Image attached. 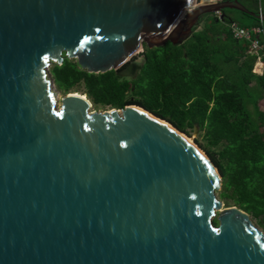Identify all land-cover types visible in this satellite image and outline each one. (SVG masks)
<instances>
[{
  "label": "water",
  "instance_id": "1",
  "mask_svg": "<svg viewBox=\"0 0 264 264\" xmlns=\"http://www.w3.org/2000/svg\"><path fill=\"white\" fill-rule=\"evenodd\" d=\"M224 8L264 22L240 3L0 0V264H264V230L225 208L200 147L139 106L58 108L47 72L66 57L135 78L144 44Z\"/></svg>",
  "mask_w": 264,
  "mask_h": 264
},
{
  "label": "trees",
  "instance_id": "2",
  "mask_svg": "<svg viewBox=\"0 0 264 264\" xmlns=\"http://www.w3.org/2000/svg\"><path fill=\"white\" fill-rule=\"evenodd\" d=\"M207 22L210 28H195L182 43L144 49L135 78L91 74L66 57L49 72L64 96H87L97 110L135 105L188 137L197 131L196 144L222 175L219 199L264 225V74L255 72L249 45L226 28L232 20Z\"/></svg>",
  "mask_w": 264,
  "mask_h": 264
},
{
  "label": "rangeland",
  "instance_id": "3",
  "mask_svg": "<svg viewBox=\"0 0 264 264\" xmlns=\"http://www.w3.org/2000/svg\"><path fill=\"white\" fill-rule=\"evenodd\" d=\"M206 2H208V3H214L215 2V0H202V1H200L199 2V4H204V3H206ZM257 3L258 4H261V6H262V8L264 9V0H257ZM258 6V5H257ZM229 13H227L228 15H229V19L230 20H232V21H234V22H236V23H238L240 26H242V27H248V28H251V27H253V26H257V25H260V22L257 20V19H254L253 17H250V16H248V15H246V14H243V13H239V12H236V11H228ZM203 27H208V28H210L211 27V24H209L208 22L207 23H205V18H203V17H201L200 19H199V22H198V25H197V30H199V29H202ZM191 34H192V32H191ZM190 34V35H191ZM189 35V36H190ZM188 36V37H189ZM186 40V39H185ZM184 42V41H183ZM144 50V49H143ZM142 50V51H143ZM142 51H140L139 52V54L142 52ZM139 54H137V55H139ZM51 66V65H50ZM50 66L48 67V69H47V72H48V75H49V77H50V80L52 81V83H53V80H52V77H51V75H50V72H49V68H50ZM259 70H260V68H256V71L257 72H259ZM52 89L56 92V99H57V101H58V108H60L61 107V103H60V101H61V99L64 97V94L62 93V92H60L59 90H57V88L55 87V85H54V83H53V87H52ZM87 97V96H86ZM260 105H261V108L264 110V101H261L260 102ZM92 109H95V107L93 106L92 107ZM108 108H100V109H98V111H100V112H103V111H110V110H107ZM187 136V135H186ZM197 136H198V134L197 133H195L193 136H191V137H188L189 139H192L193 140V142L196 144V138H197ZM197 145V144H196ZM198 146V145H197ZM199 147V146H198ZM203 152V151H202ZM217 197H218V194H217ZM219 198V197H218ZM225 204V203H224ZM225 208H226V205H225ZM251 218V220L255 223V225L256 226H258L259 228H261L262 230H264V225H259L258 223H257V220H255V219H253L252 217H250Z\"/></svg>",
  "mask_w": 264,
  "mask_h": 264
},
{
  "label": "built area",
  "instance_id": "4",
  "mask_svg": "<svg viewBox=\"0 0 264 264\" xmlns=\"http://www.w3.org/2000/svg\"><path fill=\"white\" fill-rule=\"evenodd\" d=\"M228 29L234 38L249 45V51L264 61V24L255 27H242L236 22H230Z\"/></svg>",
  "mask_w": 264,
  "mask_h": 264
},
{
  "label": "flooded vegetation",
  "instance_id": "5",
  "mask_svg": "<svg viewBox=\"0 0 264 264\" xmlns=\"http://www.w3.org/2000/svg\"><path fill=\"white\" fill-rule=\"evenodd\" d=\"M224 3H232V4L240 3L245 8H247L250 12H253L255 14H258V12H259L258 6H257V0H215V2H214V4H224ZM262 10H263V14L262 15L264 16V9H262ZM228 11H236V12H239V13H243V12H241L239 10H236V9L224 8L219 13H210V14H207V15H202V16H200V18L203 17V18H205V20L207 18L208 19L215 18L216 19V22H220L221 24H225V22L228 21V19H229V15L227 14V13H229ZM197 25L193 27V30H195V28H197ZM143 49H166V48H165V46L162 45V46H155V47H149V46H146L145 47L144 46ZM136 56H137V58L134 59ZM131 61H137L139 63H143V65H144L143 57L142 56H139V55H135L131 59ZM125 67H126V65H124L121 69H123ZM139 71H138V73H139ZM138 73H137V75H138ZM137 75H136V77H137Z\"/></svg>",
  "mask_w": 264,
  "mask_h": 264
},
{
  "label": "crops",
  "instance_id": "6",
  "mask_svg": "<svg viewBox=\"0 0 264 264\" xmlns=\"http://www.w3.org/2000/svg\"><path fill=\"white\" fill-rule=\"evenodd\" d=\"M257 5H258V10H259V12H258V14H260L261 16H262V14H263V8H262V6H261V4H258L257 3ZM245 14V13H244ZM247 15V14H246ZM249 16V15H248ZM251 17V16H250ZM255 19V18H254ZM259 21V20H258ZM234 22V21H233ZM260 22V25H261V23H263L264 24V22H261V21H259ZM229 24V23H228ZM228 24H226V28L228 29ZM257 26H259V25H257ZM253 27H255V26H253ZM228 31L230 32V30L228 29ZM230 34H232V32H230ZM233 35V34H232ZM234 37V36H233ZM236 39V38H235ZM260 65V66H259ZM256 68H260V70H259V72H257L256 71ZM255 72H257V73H259V74H264V61H262V60H259V58H258V61H257V63H256V67H255Z\"/></svg>",
  "mask_w": 264,
  "mask_h": 264
},
{
  "label": "bare ground",
  "instance_id": "7",
  "mask_svg": "<svg viewBox=\"0 0 264 264\" xmlns=\"http://www.w3.org/2000/svg\"><path fill=\"white\" fill-rule=\"evenodd\" d=\"M260 66V65H259ZM258 69V68H257ZM75 95H77L78 96V94H75ZM80 96H83V95H81V94H79ZM84 98H85V96H83ZM132 108H136V109H138V110H142L141 108H139V107H137V106H133ZM188 139V141L190 142V143H192V144H194V142H193V140L192 139H189V138H187Z\"/></svg>",
  "mask_w": 264,
  "mask_h": 264
}]
</instances>
